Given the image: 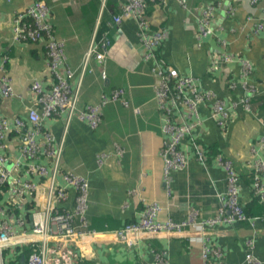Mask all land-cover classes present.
Wrapping results in <instances>:
<instances>
[{
  "label": "crops",
  "instance_id": "crops-1",
  "mask_svg": "<svg viewBox=\"0 0 264 264\" xmlns=\"http://www.w3.org/2000/svg\"><path fill=\"white\" fill-rule=\"evenodd\" d=\"M35 1L50 9L54 35L63 42L65 66L73 73L67 79L71 86L79 79V63L97 20L105 27L97 39L106 34L111 42L102 61L106 78L101 79L100 69L92 64V72L83 76L78 106L95 104L115 90L122 91V102L118 99L102 108L96 130L74 118L64 136V168L88 181V223L110 219L123 226L139 220L144 205L151 202L159 206L156 217L160 221H183L190 210L197 211L201 219L213 217L226 191L225 173L215 162L216 154L232 161L239 176L241 205L250 206L254 177L259 175L264 182V168L256 169L257 163L264 162V148L259 145L264 137V0H184L182 5L163 0L147 7L149 32L161 28L167 32L158 49L159 66L192 77L201 91L223 100L231 115L225 129L220 130L210 118V103L199 105L200 124L180 144L187 167L170 173L169 193L163 180V117L156 107L157 79L152 63L145 59L135 20L112 23L124 0H107L101 13L98 0H0V50L7 54L6 70L14 90L11 98L0 96V116L25 119L32 105L30 84L39 80L49 87L52 83L43 46L12 42L15 15ZM207 6H212L213 12L207 34L200 41L198 19ZM225 52L234 56L226 64L221 63ZM240 59L251 64L246 79L240 74ZM61 74L66 76L64 66ZM245 84L247 89L254 88L248 111L240 104ZM63 123V118L55 115L45 119L43 126L59 140ZM11 139L0 155L17 156ZM191 142L206 151V164L196 160ZM99 154L104 155L100 165ZM73 196L70 191L64 207L73 208ZM184 236L140 233L132 249L119 244L122 236L109 233L92 239H60L59 243H72L79 264H158L157 254L166 257V264H205L203 245L222 253L220 258L211 256V264H264V222H256L254 227L243 222L222 223L190 229Z\"/></svg>",
  "mask_w": 264,
  "mask_h": 264
},
{
  "label": "built area",
  "instance_id": "built-area-1",
  "mask_svg": "<svg viewBox=\"0 0 264 264\" xmlns=\"http://www.w3.org/2000/svg\"><path fill=\"white\" fill-rule=\"evenodd\" d=\"M98 1L101 13L107 0ZM156 1L163 0H124L119 14L112 16V23L119 25L124 19H134L138 36L146 50L145 59L152 63L151 70L157 79L154 87L156 107L163 117L164 140L160 150L164 162L163 180L165 190L169 193L170 173L187 167L188 162L180 144L200 124L199 105L210 103V118L220 130L225 129L231 115L223 100L201 91L192 77L181 75L172 67L165 69L159 66L158 49L167 32L161 28L150 33L146 19L149 3ZM176 1L182 5L184 0ZM258 1L250 0L251 3ZM49 12L50 9L44 2L35 1L15 15L12 28V42L43 46L52 83L49 87L41 85L39 80L30 84L32 105L28 107L25 119L0 116V149H5V144L12 138L18 153L15 157L0 155V264H8L14 260L19 262L21 256L25 257L24 264H75L78 257L76 249L72 247V243L68 246L60 244V239H92L109 233L122 236L119 244L132 249L136 246V237L140 233L184 236L190 229L202 230L222 223L243 222L254 227L256 222H264V214L250 217L245 213L240 202L238 173L230 159L216 154L215 162L225 173L226 191L213 217L201 219L197 211L190 210L183 221H160L156 217L159 206L151 202L144 205L139 220L125 223L117 230L98 232L90 229L86 218L88 181L75 171L64 168V136L74 118L85 123L91 130H96L101 123L102 108L118 99L122 102V91L115 90L110 96L103 95L97 103L87 107L78 106L81 82L85 73L92 72L91 65L100 69L101 79L106 78L102 61L111 42L106 34L97 39L101 26L100 19L97 20L89 46L79 63V79L73 87L67 81L73 73L65 66L63 42L54 35ZM212 12L213 7L207 6L198 19L200 41L207 34L208 18ZM221 45L224 46V43ZM233 58L231 53L225 52L221 56V63H229ZM7 60V54L0 50V96L3 98L14 96L11 78L6 70ZM240 65V74L246 79L251 71V64L240 59ZM62 66L66 76L61 74ZM212 68L214 65L210 69ZM245 90L246 94L240 104L248 111L254 88L247 89L245 84ZM123 104L126 105L125 102ZM55 115L61 116L64 122L63 135L59 140L43 126L45 119ZM259 145L264 148V137L259 139ZM191 146L196 160L206 164V151L196 143L191 142ZM103 158V154L97 155L99 165ZM263 168L264 162L257 163V170ZM70 191L74 192L72 209L64 207ZM252 193L264 199V182L259 175L252 181ZM27 215L30 221L27 220ZM211 256L220 258L222 253L219 249L203 245L202 258L205 264H211ZM155 259L158 264L167 263L163 254H157ZM247 259L251 260L249 256Z\"/></svg>",
  "mask_w": 264,
  "mask_h": 264
},
{
  "label": "trees",
  "instance_id": "trees-1",
  "mask_svg": "<svg viewBox=\"0 0 264 264\" xmlns=\"http://www.w3.org/2000/svg\"><path fill=\"white\" fill-rule=\"evenodd\" d=\"M103 30H105L104 28H101V26L99 27V34L103 33ZM252 201L249 203L250 206H246V208H244L245 213L248 216H260L264 214V199H260L258 196L254 195V193H252ZM122 225H120L119 223L110 220V219H97L92 223H89L88 227L90 229H93L95 231L98 232H111L114 230H117L119 228H121ZM28 252V249H26V253ZM75 264H79L78 259H76ZM8 264H20L17 261H10Z\"/></svg>",
  "mask_w": 264,
  "mask_h": 264
},
{
  "label": "water",
  "instance_id": "water-1",
  "mask_svg": "<svg viewBox=\"0 0 264 264\" xmlns=\"http://www.w3.org/2000/svg\"><path fill=\"white\" fill-rule=\"evenodd\" d=\"M24 260H25V257L24 256H21L20 257V260H19L20 264H24Z\"/></svg>",
  "mask_w": 264,
  "mask_h": 264
}]
</instances>
